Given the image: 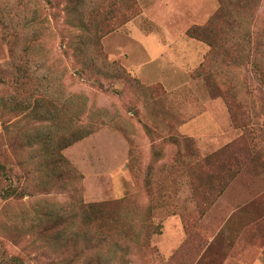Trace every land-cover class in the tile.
Instances as JSON below:
<instances>
[{"label": "rangeland", "instance_id": "obj_1", "mask_svg": "<svg viewBox=\"0 0 264 264\" xmlns=\"http://www.w3.org/2000/svg\"><path fill=\"white\" fill-rule=\"evenodd\" d=\"M112 1L71 11L67 0H0L22 33L12 47L0 25V264H264V86L251 65L211 62L196 75L209 47L186 34L218 0H126L125 12L139 13L96 47L85 26L118 21ZM256 14L263 25L264 0ZM150 36L164 50L154 61ZM226 72L240 81L236 99ZM72 116L89 127L60 151L74 180L49 153ZM232 142L244 148L238 171L202 211L198 162ZM10 185L19 195L4 198ZM73 197L118 202L114 216L135 242L87 248L65 242L70 227L54 242L47 221L69 217Z\"/></svg>", "mask_w": 264, "mask_h": 264}, {"label": "trees", "instance_id": "obj_2", "mask_svg": "<svg viewBox=\"0 0 264 264\" xmlns=\"http://www.w3.org/2000/svg\"><path fill=\"white\" fill-rule=\"evenodd\" d=\"M70 3V10L74 11V6L80 3V0H67ZM126 0H119L121 12L119 20H115L113 23L108 24L105 30L102 28L94 29L89 22L86 30L90 32L92 37V44L99 47V39L104 35L117 30L125 23L134 18L139 10L134 8L130 12H125L128 8H125ZM261 0H218L219 6L211 17L201 25H194L186 31V34L198 41L205 43L209 50L206 53L204 60L199 64L195 71V74L204 72V69L210 67L211 62H220L227 67L242 68L251 65L253 68V76L261 82L264 86V24L257 23V10L260 6ZM116 1L111 0V5H114ZM132 0V4H134ZM99 7H97L98 10ZM11 12L5 5L0 9V25L6 30L4 38L7 42L11 43L17 38L21 31L17 28L19 23L14 22V18L11 16ZM81 22V21H80ZM219 22V23H218ZM83 25V23H82ZM26 29L27 27H21ZM32 33V32H30ZM31 42H36L40 37L37 33L31 35ZM30 47L25 45L22 52L26 56L29 53ZM27 60L20 61L19 64H27ZM20 65L17 67L18 71L24 74V77L28 80L31 79L32 73L27 66ZM233 73L226 72V76L229 80V91L231 98L236 99V93L239 91L240 81L235 79ZM217 76H222L223 72H216ZM25 82L21 83L24 85ZM227 97V94L225 93ZM226 103L229 104V98L227 97ZM234 117V121H236ZM72 130L68 135H57L54 141L53 147L55 150L49 152L52 157L53 166L56 167H68L71 171V179L74 180L78 173L75 169L71 168L62 156L60 151L77 140H80L85 136V132L88 130L85 125H78L74 122L72 116ZM240 143L241 140H240ZM239 142H232L222 147L218 152L210 154L203 158L198 163V182L194 186L196 197L198 200V207L200 210L210 204L212 197L218 196L226 187L230 178L237 172L234 166L233 155L237 151H243V145ZM236 149V150H235ZM238 160V159H237ZM0 175L6 176V168L0 162ZM80 177V176H79ZM4 198L11 196H18L19 192L11 185L4 189L1 194ZM72 209L70 215L67 218H63L62 215L51 216L48 229H55V237L53 238L58 242L64 236V229L68 227L72 228V232L65 239L71 241L73 244H84L87 248L91 246H101L106 242H113L116 240L125 242H135L129 234L128 224L119 225L118 219L114 216V206L118 202H89L85 203L80 198H72ZM47 216V214L45 213ZM45 231V230H43ZM145 240L144 246L147 244Z\"/></svg>", "mask_w": 264, "mask_h": 264}, {"label": "crops", "instance_id": "obj_3", "mask_svg": "<svg viewBox=\"0 0 264 264\" xmlns=\"http://www.w3.org/2000/svg\"><path fill=\"white\" fill-rule=\"evenodd\" d=\"M151 37V40L152 41H154L153 43H151V47L152 48H150V51H152L154 48H153V45L155 44V45H157L158 47V50H155V52H154V54L151 56V55H149V57L151 58V60H153L154 61V59H156V57H160V53H162L164 50H163V46H162V44H160V42L157 40V39H155V36H150Z\"/></svg>", "mask_w": 264, "mask_h": 264}]
</instances>
